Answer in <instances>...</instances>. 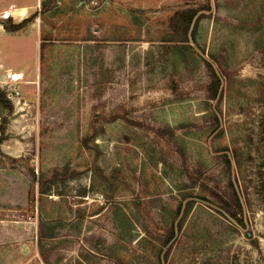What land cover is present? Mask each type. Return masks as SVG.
<instances>
[{
  "label": "rangeland",
  "instance_id": "1",
  "mask_svg": "<svg viewBox=\"0 0 264 264\" xmlns=\"http://www.w3.org/2000/svg\"><path fill=\"white\" fill-rule=\"evenodd\" d=\"M11 20L32 40L0 83V264H264V0H39Z\"/></svg>",
  "mask_w": 264,
  "mask_h": 264
},
{
  "label": "trees",
  "instance_id": "2",
  "mask_svg": "<svg viewBox=\"0 0 264 264\" xmlns=\"http://www.w3.org/2000/svg\"><path fill=\"white\" fill-rule=\"evenodd\" d=\"M208 8V5H207ZM197 12L192 10L191 12H187L186 15H184L183 17L181 16V14L179 12L175 13L174 16L171 18L172 21V26H176L175 24H177V22L181 21L185 24L186 27H188L190 24H192V22L194 23V16ZM201 15L198 17L200 18ZM8 22H10L11 26L9 27H5L6 30L8 31H17L20 30L22 28L23 22L20 24H13L11 18L7 19ZM27 21H24V23ZM193 28V27H192ZM194 30V29H193ZM202 63L205 66V69L208 73L209 76V82L205 88L206 90V98L208 100L211 101H219V99L221 98L222 95V87H223V81H222V77L220 75V73L218 72V70L215 68L213 62H211L209 59L205 58V57H201ZM4 95L0 93V103H2L4 105V108H6L7 110H11V106L9 105V103H6V101H4ZM213 116H214V122H215V126L219 127V118L217 117L216 112H213ZM213 120V119H212ZM5 131V121H2L0 124V143L3 140V133ZM221 162H223L224 166L226 168H230L231 167V157L229 156V154L225 151L222 152V156H221ZM220 201L223 204V212L225 213L226 217L232 222L234 223V225H236L237 227H239L244 233L245 235L248 237V233H249V225H248V220L247 217L244 213V207H243V203L241 201V197L239 195V192L237 190L235 181H233V179L228 180L227 183V191L224 192V195L219 196ZM182 212H184V209L182 208V205H179L177 208V214H180ZM177 226H173L171 229V232L169 234V236L166 239V245L170 244L175 236V234H177L178 231V227ZM172 244V243H171ZM170 244V246H171ZM170 246L167 247L166 251L164 252L167 253V251L169 250ZM162 257H160V263H162Z\"/></svg>",
  "mask_w": 264,
  "mask_h": 264
},
{
  "label": "crops",
  "instance_id": "3",
  "mask_svg": "<svg viewBox=\"0 0 264 264\" xmlns=\"http://www.w3.org/2000/svg\"><path fill=\"white\" fill-rule=\"evenodd\" d=\"M0 0V18L11 17L14 19H22L29 12L35 11L39 4V0ZM24 9V10H23ZM23 10V11H21ZM23 12V14H21ZM20 30L6 31L0 22V83L9 78V76H16L18 78L21 73V66L23 62L12 64V57L17 54V42L22 38L32 40V38ZM23 36V37H22ZM15 43V44H14ZM36 49V46H34ZM35 57V56H34Z\"/></svg>",
  "mask_w": 264,
  "mask_h": 264
},
{
  "label": "bare ground",
  "instance_id": "4",
  "mask_svg": "<svg viewBox=\"0 0 264 264\" xmlns=\"http://www.w3.org/2000/svg\"><path fill=\"white\" fill-rule=\"evenodd\" d=\"M24 10V9H23ZM23 10H21V11H23ZM21 14H23V12H21Z\"/></svg>",
  "mask_w": 264,
  "mask_h": 264
}]
</instances>
